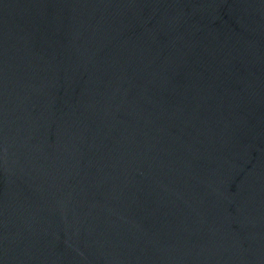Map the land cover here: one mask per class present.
Wrapping results in <instances>:
<instances>
[{"label": "water", "instance_id": "1", "mask_svg": "<svg viewBox=\"0 0 264 264\" xmlns=\"http://www.w3.org/2000/svg\"><path fill=\"white\" fill-rule=\"evenodd\" d=\"M0 264H264V0H0Z\"/></svg>", "mask_w": 264, "mask_h": 264}]
</instances>
